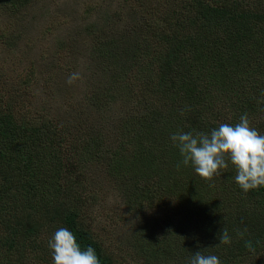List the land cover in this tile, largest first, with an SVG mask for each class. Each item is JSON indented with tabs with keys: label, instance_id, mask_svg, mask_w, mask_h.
I'll return each mask as SVG.
<instances>
[{
	"label": "trees",
	"instance_id": "1",
	"mask_svg": "<svg viewBox=\"0 0 264 264\" xmlns=\"http://www.w3.org/2000/svg\"><path fill=\"white\" fill-rule=\"evenodd\" d=\"M34 1L0 0V14L17 17ZM120 11L116 19L127 23L118 32L107 17L102 30L88 31L92 94L80 106L56 102L79 112L67 131L47 119L32 124L12 98H0V264H52L47 242L59 227L94 247L100 264H115L86 222L88 194L106 202L115 194L125 215L140 218L136 264H185L197 251L222 264H264V187L244 192L231 165L211 180L178 170L170 141L173 132L235 124L244 113L264 134V0H123ZM116 95L135 97L128 108L136 112L110 117ZM164 207L171 220L144 224L146 208ZM224 228L230 244L220 243Z\"/></svg>",
	"mask_w": 264,
	"mask_h": 264
},
{
	"label": "rangeland",
	"instance_id": "2",
	"mask_svg": "<svg viewBox=\"0 0 264 264\" xmlns=\"http://www.w3.org/2000/svg\"><path fill=\"white\" fill-rule=\"evenodd\" d=\"M122 1L35 0L21 10L17 17L0 14V98H12L18 116L32 124L36 120L47 119L67 131L68 122L79 112L61 108L56 102L69 99L80 106L85 96L92 94L89 85L91 79H95L91 77L96 62L90 59L88 31L102 30L106 26V17L115 22L109 23L111 31H119L118 27L127 23L125 18L116 19L115 15L121 12ZM105 33L108 31L105 30ZM73 73L78 76L69 83L68 77ZM32 74L35 77L32 86L22 87V81L31 80ZM54 86L63 90L62 96L51 92ZM114 98V111L112 105H107L110 117L119 119L126 115V111H132L128 107H134L130 102L135 97H122L130 101L118 95ZM91 114L97 122L103 123L100 120L101 112L96 110V106ZM91 114L85 113L81 123L87 121ZM111 126L113 128L115 123ZM108 141H114V137ZM93 163L99 165L101 162L97 159ZM100 178L103 179L102 176ZM87 196L94 206L91 207L87 202L86 222H93L92 227L101 234L106 246L114 251L111 254L115 264H136L132 256L135 251L131 246L140 218L134 212L125 215V204L115 194L109 195L111 198L108 202L107 198L104 201L99 196L95 199L90 194ZM145 211L147 219L144 224L149 227L151 224L157 227L165 220H171L165 207L153 211L146 208Z\"/></svg>",
	"mask_w": 264,
	"mask_h": 264
},
{
	"label": "clouds",
	"instance_id": "3",
	"mask_svg": "<svg viewBox=\"0 0 264 264\" xmlns=\"http://www.w3.org/2000/svg\"><path fill=\"white\" fill-rule=\"evenodd\" d=\"M78 74L68 77L72 83ZM188 106L180 110L184 115ZM170 141L181 159L176 167H191L200 177L211 180L221 176V170L231 165L235 169L232 177L244 192L264 187V134H260L250 123L247 113L235 124L220 123L208 131H177L170 135ZM243 235V233H240ZM52 264H100V258L91 245L82 247L76 235L67 227L57 228L48 240ZM220 243L230 244L231 237L222 229ZM185 264H222L219 256L192 253Z\"/></svg>",
	"mask_w": 264,
	"mask_h": 264
}]
</instances>
